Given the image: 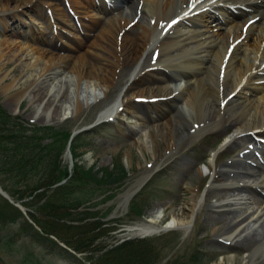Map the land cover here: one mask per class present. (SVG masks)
Instances as JSON below:
<instances>
[{
	"label": "bare ground",
	"instance_id": "bare-ground-1",
	"mask_svg": "<svg viewBox=\"0 0 264 264\" xmlns=\"http://www.w3.org/2000/svg\"><path fill=\"white\" fill-rule=\"evenodd\" d=\"M35 1L51 8L49 17L52 20L45 17V22L52 28V37L70 45L61 53L43 49L38 44L46 41L42 38V30L35 26L30 28L31 36L23 50L31 59L29 66H41V74L33 83L41 77V83L54 78L55 72L61 70L58 64L67 61L78 87L84 83L89 88V96L85 99L88 104V99H95L110 87L116 68L126 65L130 83L100 110L98 117L114 115L121 104L122 110L139 123L152 120L154 124L146 133L152 150L157 145L155 135L160 132L165 140L164 152L170 151L176 141L173 125L180 126L181 135L188 134L181 124L187 123L190 111L193 122L207 119L211 128L224 130L226 126L222 123H230L236 131L233 141L256 132L258 135L264 133V0H110L113 1L110 5L104 0H64L65 5L80 16L82 33L77 31L59 0H0V14L17 10L29 12ZM107 8L114 9L115 15H104ZM174 17L178 19L173 21ZM0 22L6 25V17H0ZM133 23L139 28L130 32L129 25ZM148 47L156 48L154 54L157 58L151 63L148 51L149 60L147 58L143 63L145 57L142 55ZM5 75L1 73L0 79L3 80ZM172 81H175L174 87L169 86ZM147 82L159 85L166 90L165 95L169 94L179 104L175 116L168 115L159 103L151 101L155 117L146 119V110L138 109L131 99L145 95ZM5 86L10 90L13 83ZM52 86L55 84L49 83L45 93L51 102L62 85L51 92ZM22 94V90L14 93L17 102ZM148 95L151 98L159 94L149 92ZM82 107L83 101L76 99L74 112L78 113ZM229 166L239 169L240 161H233ZM228 172L221 170L216 176H229ZM144 177L120 195L118 206ZM252 186L264 196V171L258 173ZM245 189L255 197L253 190ZM256 209L238 217L221 231L225 233L249 217L240 231L257 224L250 228L254 231L249 235L254 237L256 228L264 226V204L255 213ZM217 211L232 213L227 204ZM158 220V215L152 211L146 223L129 225L127 231L130 234H150L162 226L186 229L189 223L177 215L165 225L157 224ZM257 245L242 264H251L261 256L264 258V237Z\"/></svg>",
	"mask_w": 264,
	"mask_h": 264
},
{
	"label": "rangeland",
	"instance_id": "rangeland-1",
	"mask_svg": "<svg viewBox=\"0 0 264 264\" xmlns=\"http://www.w3.org/2000/svg\"><path fill=\"white\" fill-rule=\"evenodd\" d=\"M113 13V10H108L105 14L110 17L113 15L109 14ZM46 14V5L39 1L33 3V7L29 12L17 10L0 14V17L4 16L7 19L6 25L0 22V63L2 64L0 74L6 73L5 78L3 80L0 79V105L8 109L10 113L13 112L11 114H18L21 119L32 120L35 124L47 123L55 125L68 117V125H70L71 129H75L77 132L81 131L76 135L78 138L75 141L79 145L77 150L81 153V156L78 162L81 165L86 166L94 162V168L110 167L112 156L120 157L129 175L124 184L117 191L115 190L116 193L111 198L98 203L96 207L99 211L107 209L106 207H109V205L112 209H115L116 204L119 203L120 195L136 180L151 172L147 180L133 194L137 207L141 209L142 214H128L125 211L116 217H120L118 221L121 223H127L130 220L128 223H135L143 221L146 216L148 218L151 215L150 212L154 211L156 215H161L159 223L167 219L160 225H165L172 220L174 215L180 216L189 222L186 232L184 231V238H181L183 231L176 226L168 228L167 231L161 230L147 235L153 236L156 246L160 248V259L155 264H189V257L191 258V253L194 250L198 254V264H219L221 262L222 264H242L253 247L250 242H258L263 237H250L249 234H252L254 230H249L246 234L242 232L239 236H235L231 244H227L223 241H225L224 238L228 233H221V229L232 224L237 219H234L235 216L242 211V213L251 212L250 210L255 207L260 210L263 207V202H259V200L262 198L258 197L259 194L255 192L256 197H258V201H256L258 203H256L251 198H238L239 195L230 194V191L220 188L223 182H227L230 185L237 181L240 178L238 175L235 177L230 176L226 179L213 180L212 183H209L213 174L212 166H209L210 173L204 175L200 164L197 163L199 158L206 155L221 136H224L226 132L227 135L231 134L233 126L229 124L224 131L214 129V127L212 129L208 127L207 129L206 126L204 128H202L203 126H198L202 129L197 127L191 135H181L180 126L178 124L173 125L176 144H174L171 151L164 153L165 140L160 132L155 135L157 144L155 149L149 148L146 133L154 124L150 119L148 121L145 120L146 123L145 121L139 123L130 114L121 111L113 120L97 123L98 110L111 103L121 92L120 88L124 85L125 80H129V76L127 77L126 74L127 66L123 65L120 69L116 68L117 72L114 74L115 78L113 77L110 87L107 90L105 89L106 92H102L98 99L88 105L85 104V99L89 96V88L84 83L78 87L74 75L67 67V61L58 64L61 70L55 72L54 78L41 83V77L33 83L34 79L41 74L39 72L41 66L39 64L37 68L29 66L31 59L23 50L27 44L25 39L28 40L31 36L30 28L35 26L42 30V38L46 39V41L38 42V44L43 49L61 53L64 49L67 50L70 45L65 41L60 44L57 37H52L51 26H46ZM77 28L81 32V27L77 26ZM138 28L136 24L133 25L131 32L137 31ZM34 37H37V35ZM10 82L13 83V88L6 90L5 84ZM51 82L52 85L55 84V86L51 87V92L56 91L62 85L55 96V100L52 102L51 98L49 100V96L45 95L47 86ZM129 83L130 80L123 87L122 92ZM170 87H174V84ZM146 89L148 93L153 90H157L155 92L158 93H165L166 91H161L160 87H154L151 83L146 85ZM17 90L23 91L18 102L14 96ZM76 99L83 101V107L78 113L74 112ZM162 103V111L171 116L176 115V110L179 106L177 102L168 100ZM175 103H177L176 107ZM137 107L146 110V117L149 115L152 116V119L155 117L152 105L148 106L141 102L138 103ZM62 113H64L63 116L65 117L60 115ZM190 119L192 120V118H188V125L186 123L181 124V127L186 131L189 130ZM247 141L248 139L242 142L246 143ZM241 146L242 144H236L231 152L224 154L219 159L221 161L215 166V169H229L227 166L228 161L239 157V150L244 148ZM231 147L232 145H228L227 148ZM69 156L68 149H65L62 153V161L67 162ZM209 158V156L206 158L207 164H209ZM155 168L156 170L153 171ZM213 177H215V173ZM205 179L206 181L200 190L199 185ZM119 193L121 194L119 195ZM225 201L232 202L227 206L232 212L231 214L230 212L228 214H220L217 211L224 205L220 206L219 204ZM193 202L195 203L194 205ZM163 206H166V208L161 213ZM118 210L119 208L117 207L115 212ZM229 217L232 218L229 219ZM112 222L116 223L115 221ZM112 222H109V224H113ZM259 228L260 231L262 230L260 235H263L264 226L262 225ZM257 233L258 230L256 228L255 235ZM127 234L128 232L114 230L110 234L104 235L102 242L109 244L116 239L119 241L120 238ZM244 237H247L245 241L250 242H244L240 245L236 244ZM100 238L101 236H98L96 241H100ZM111 244L113 245V243ZM46 250L31 241L29 237L23 235L15 223L0 222V264H70ZM98 252H92V257ZM217 253H220V255L215 256ZM246 253L247 255L243 259ZM84 255L89 256L88 252H85ZM85 264H89V261H86ZM253 264H264V258H260L259 261L253 262Z\"/></svg>",
	"mask_w": 264,
	"mask_h": 264
},
{
	"label": "trees",
	"instance_id": "trees-1",
	"mask_svg": "<svg viewBox=\"0 0 264 264\" xmlns=\"http://www.w3.org/2000/svg\"><path fill=\"white\" fill-rule=\"evenodd\" d=\"M69 133L68 123L35 124L8 113L0 105V185L14 199L30 196L22 203L32 207L33 211L28 214L42 233L1 195L0 221L19 222L25 234L72 264H85V261L89 264H154L160 253L154 237L126 239L103 250L106 245L103 238L96 241L107 228L99 218L85 219L94 217L95 211L77 207L114 184L117 186L125 170L115 161L112 169H104L97 175L98 170L92 169L93 165L84 168L73 162L72 173L66 177V165L61 162L60 154ZM75 155L78 153L73 150L72 156ZM62 178H65L63 182L53 185ZM133 202L129 204L131 209ZM48 234L60 238L74 252H88L89 256L77 257ZM94 251L99 252L92 257Z\"/></svg>",
	"mask_w": 264,
	"mask_h": 264
}]
</instances>
